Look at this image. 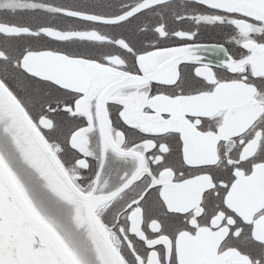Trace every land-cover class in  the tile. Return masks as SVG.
I'll list each match as a JSON object with an SVG mask.
<instances>
[{
	"label": "snow or ice",
	"instance_id": "snow-or-ice-1",
	"mask_svg": "<svg viewBox=\"0 0 264 264\" xmlns=\"http://www.w3.org/2000/svg\"><path fill=\"white\" fill-rule=\"evenodd\" d=\"M0 264H264V0H0Z\"/></svg>",
	"mask_w": 264,
	"mask_h": 264
},
{
	"label": "flooded vegetation",
	"instance_id": "flooded-vegetation-1",
	"mask_svg": "<svg viewBox=\"0 0 264 264\" xmlns=\"http://www.w3.org/2000/svg\"><path fill=\"white\" fill-rule=\"evenodd\" d=\"M219 40H220V37L214 34H208L202 38L201 42L207 43V44H213V43L218 42Z\"/></svg>",
	"mask_w": 264,
	"mask_h": 264
}]
</instances>
